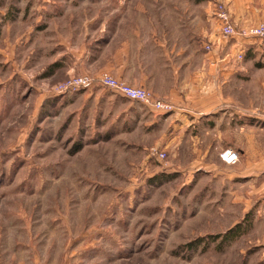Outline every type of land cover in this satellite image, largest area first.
<instances>
[{
    "label": "rangeland",
    "instance_id": "obj_1",
    "mask_svg": "<svg viewBox=\"0 0 264 264\" xmlns=\"http://www.w3.org/2000/svg\"><path fill=\"white\" fill-rule=\"evenodd\" d=\"M126 1L10 0L26 13L0 21V264H264V174L244 186L226 178L242 159L224 113L205 131L97 84L58 93L73 77L109 75L167 101L104 70L150 67L132 71V83L154 70L140 38L109 46L112 13ZM196 1L203 14L215 19L219 2L231 17L225 0ZM225 80L218 109L240 107L225 100ZM227 150L236 164L224 162Z\"/></svg>",
    "mask_w": 264,
    "mask_h": 264
},
{
    "label": "crops",
    "instance_id": "obj_2",
    "mask_svg": "<svg viewBox=\"0 0 264 264\" xmlns=\"http://www.w3.org/2000/svg\"><path fill=\"white\" fill-rule=\"evenodd\" d=\"M8 1L0 0V21H5V25L10 21L19 22L26 13L25 5L20 6L17 2L16 8L10 9ZM225 2L232 22L238 27L252 28L264 24V0ZM112 14L116 18L109 46L117 38L123 39L117 43L123 46L130 45L132 37L140 38L136 41L151 51L148 61L150 58L155 64L151 66L153 72L148 71L152 74L144 82L137 83H132V71H147L149 66L129 65L126 68L125 60L122 66L124 73L120 67L113 69L107 66L104 70L116 77L129 79L131 85H144L160 98L173 103L174 111L168 114L148 108L159 119L194 121L198 128L206 131L214 128L219 115L224 113L227 130L240 139L232 146L241 153L242 159L240 170L227 172L226 178L232 183L238 181L242 186L250 183L251 178L259 179L264 174V159L256 162L254 158L256 151L257 155H264V118L256 115L253 107L264 110V38L224 37L212 10L203 14L201 4L196 0H129L115 8ZM122 25L128 28L127 34L121 29ZM207 44L212 47L210 51L205 49ZM119 53L117 51L115 55ZM145 57L139 55L137 62L145 61ZM220 76L226 79L225 100L236 101L240 107L235 108L226 101L218 109ZM235 79L242 83L237 87L242 97L235 98L232 94ZM247 82L249 85H244ZM222 90L220 93L224 95ZM254 93L258 96L257 103L248 99ZM253 131L257 132V138L250 136ZM253 145L257 146L256 150L251 148ZM256 172L260 174H254Z\"/></svg>",
    "mask_w": 264,
    "mask_h": 264
},
{
    "label": "built area",
    "instance_id": "obj_3",
    "mask_svg": "<svg viewBox=\"0 0 264 264\" xmlns=\"http://www.w3.org/2000/svg\"><path fill=\"white\" fill-rule=\"evenodd\" d=\"M214 17L219 24L221 34L226 38H264V24L241 31L232 24L228 10L219 2L215 3ZM211 48L212 47L209 44L205 45L207 51H210ZM96 84L155 112L168 114L174 111V106L169 102L155 99L149 92H147V90L121 83L109 75H103L97 80H92L84 76L73 77L66 83L60 84L57 88L58 93L76 94L82 90L95 86ZM255 114L264 118V114L258 112H255ZM222 157L227 165H234L238 160L237 153L231 150H227Z\"/></svg>",
    "mask_w": 264,
    "mask_h": 264
}]
</instances>
